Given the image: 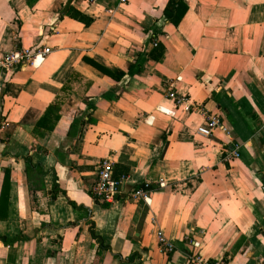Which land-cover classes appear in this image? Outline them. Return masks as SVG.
<instances>
[{
  "label": "crops",
  "instance_id": "0c3cea01",
  "mask_svg": "<svg viewBox=\"0 0 264 264\" xmlns=\"http://www.w3.org/2000/svg\"><path fill=\"white\" fill-rule=\"evenodd\" d=\"M44 47L0 68V264H264V0H0V60Z\"/></svg>",
  "mask_w": 264,
  "mask_h": 264
},
{
  "label": "built area",
  "instance_id": "2783aa9c",
  "mask_svg": "<svg viewBox=\"0 0 264 264\" xmlns=\"http://www.w3.org/2000/svg\"><path fill=\"white\" fill-rule=\"evenodd\" d=\"M155 46L158 45L157 42H154ZM50 52L49 47L40 48L38 50H33L31 48H16L15 50L6 53L0 60V68L11 70L14 69L17 65L25 63L32 66L40 65L47 55ZM168 97L171 98L174 103L178 106H183L186 111L192 110H201L203 108H196L190 102L189 98L185 95H179L175 91L168 92ZM4 126V122H0V127ZM221 129L226 134H230L229 129L224 124L223 120L217 114H207L205 117V122L202 126L198 128V133L211 137L215 130ZM240 156L239 151L232 150L226 157L227 161H230L234 158ZM114 171V161L107 157L102 159L98 167V177L93 186L94 197L101 202L113 204L118 200V197L122 191V184L125 182L127 177H122L116 179L113 176ZM160 185L163 184V180H160ZM150 184L145 183L142 187L136 189L132 193L133 199L143 198L146 199V193L150 189ZM152 222L156 224V219L153 218ZM159 248L162 253L169 254L175 250V244L167 238L164 231L159 229L157 231ZM195 246H198V243H195ZM191 264H227L223 259L215 258L210 259L204 257L200 252H193L190 256ZM261 264V263H257Z\"/></svg>",
  "mask_w": 264,
  "mask_h": 264
},
{
  "label": "trees",
  "instance_id": "16d2710c",
  "mask_svg": "<svg viewBox=\"0 0 264 264\" xmlns=\"http://www.w3.org/2000/svg\"><path fill=\"white\" fill-rule=\"evenodd\" d=\"M10 183H11L10 177L8 175H6L4 183H3L2 195H1V200H0V218H1V215L3 214V211L7 210V205L9 203V199H10V192H9ZM5 240H6V238H5Z\"/></svg>",
  "mask_w": 264,
  "mask_h": 264
}]
</instances>
